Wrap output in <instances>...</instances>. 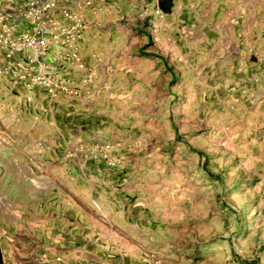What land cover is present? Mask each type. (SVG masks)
Wrapping results in <instances>:
<instances>
[{"label": "rangeland", "instance_id": "374dc122", "mask_svg": "<svg viewBox=\"0 0 264 264\" xmlns=\"http://www.w3.org/2000/svg\"><path fill=\"white\" fill-rule=\"evenodd\" d=\"M28 1L0 0V264H264V0H58L54 93L4 56Z\"/></svg>", "mask_w": 264, "mask_h": 264}, {"label": "built area", "instance_id": "2783aa9c", "mask_svg": "<svg viewBox=\"0 0 264 264\" xmlns=\"http://www.w3.org/2000/svg\"><path fill=\"white\" fill-rule=\"evenodd\" d=\"M60 6L58 0H29L26 5V14L37 20L39 28H36L32 33L14 37L6 42L4 56L7 60L21 63L26 59L31 63H39V65L27 69L23 73V76L28 77V88L40 86L46 88L50 93H54L60 88L68 89V86L63 82L60 84L57 79L52 78L42 66V59L46 57L56 38L49 26L55 22L52 18L47 19ZM65 14L70 16L69 11H65ZM46 21L48 26L45 25Z\"/></svg>", "mask_w": 264, "mask_h": 264}]
</instances>
